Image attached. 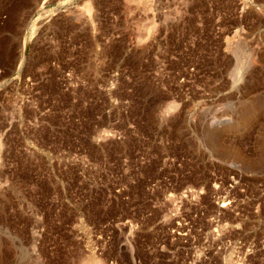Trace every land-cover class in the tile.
<instances>
[{"label": "rangeland", "instance_id": "obj_1", "mask_svg": "<svg viewBox=\"0 0 264 264\" xmlns=\"http://www.w3.org/2000/svg\"><path fill=\"white\" fill-rule=\"evenodd\" d=\"M145 1L0 0V264H264V0Z\"/></svg>", "mask_w": 264, "mask_h": 264}, {"label": "bare ground", "instance_id": "obj_2", "mask_svg": "<svg viewBox=\"0 0 264 264\" xmlns=\"http://www.w3.org/2000/svg\"><path fill=\"white\" fill-rule=\"evenodd\" d=\"M142 1V0H140ZM144 1V0H143ZM147 2V0L145 1ZM90 8V7H89ZM89 11V9H88ZM243 62V61H242ZM241 76V75H239ZM81 264H100L99 261L95 258H92V257H87V258H84L83 260H81Z\"/></svg>", "mask_w": 264, "mask_h": 264}]
</instances>
